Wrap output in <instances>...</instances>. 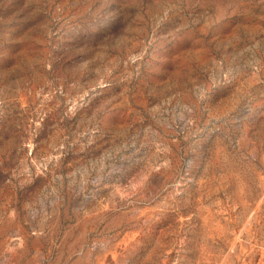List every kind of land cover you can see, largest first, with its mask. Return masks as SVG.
<instances>
[{
  "label": "rangeland",
  "instance_id": "obj_1",
  "mask_svg": "<svg viewBox=\"0 0 264 264\" xmlns=\"http://www.w3.org/2000/svg\"><path fill=\"white\" fill-rule=\"evenodd\" d=\"M0 264H264V0H0Z\"/></svg>",
  "mask_w": 264,
  "mask_h": 264
}]
</instances>
